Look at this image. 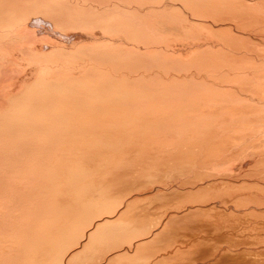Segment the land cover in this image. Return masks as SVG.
Here are the masks:
<instances>
[{
    "label": "bare ground",
    "instance_id": "6f19581e",
    "mask_svg": "<svg viewBox=\"0 0 264 264\" xmlns=\"http://www.w3.org/2000/svg\"><path fill=\"white\" fill-rule=\"evenodd\" d=\"M0 264H264V0H0Z\"/></svg>",
    "mask_w": 264,
    "mask_h": 264
}]
</instances>
